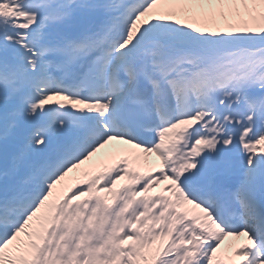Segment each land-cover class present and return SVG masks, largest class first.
I'll list each match as a JSON object with an SVG mask.
<instances>
[{
  "label": "snow or ice",
  "instance_id": "6c2138e0",
  "mask_svg": "<svg viewBox=\"0 0 264 264\" xmlns=\"http://www.w3.org/2000/svg\"><path fill=\"white\" fill-rule=\"evenodd\" d=\"M0 264H264V0H0Z\"/></svg>",
  "mask_w": 264,
  "mask_h": 264
}]
</instances>
